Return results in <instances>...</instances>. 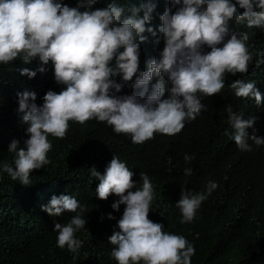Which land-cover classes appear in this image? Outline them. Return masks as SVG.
Returning a JSON list of instances; mask_svg holds the SVG:
<instances>
[{
	"label": "clouds",
	"instance_id": "clouds-1",
	"mask_svg": "<svg viewBox=\"0 0 264 264\" xmlns=\"http://www.w3.org/2000/svg\"><path fill=\"white\" fill-rule=\"evenodd\" d=\"M97 3L0 0V66L34 78L51 62L56 83L65 86L59 92L29 85L12 93L15 124L0 142L10 143L14 167L3 161L0 170L30 185L31 174H47L76 143V127L91 119L106 122L93 128L92 148L82 149L95 177L96 204L63 190L43 208L54 217L63 214L51 220L55 243L75 253L100 240L107 223L104 239L118 264H192L194 246L151 219L165 180L180 175L173 150L155 155L169 139L185 140L182 151L199 154L195 142L219 134L222 143L235 142L241 151L253 150L249 140L264 145V79L249 67L256 54L250 32L231 24L264 27V0H169L171 7L159 16L164 48L144 70L141 43L148 40L145 32L157 36L156 28L146 27L157 3L128 7L111 0L94 8ZM129 83L135 91L117 95ZM192 159L185 154L186 163ZM217 187L211 180L205 192L182 186L180 222H192Z\"/></svg>",
	"mask_w": 264,
	"mask_h": 264
},
{
	"label": "trees",
	"instance_id": "trees-1",
	"mask_svg": "<svg viewBox=\"0 0 264 264\" xmlns=\"http://www.w3.org/2000/svg\"><path fill=\"white\" fill-rule=\"evenodd\" d=\"M62 2L76 7L79 0ZM110 2L98 0L94 8H103ZM119 2L130 7L132 4L139 6L142 0ZM154 2L157 8L151 24L146 27L156 28L157 36L144 33L148 40L141 43L142 70L146 62L157 57L164 48L163 34L158 31L162 23L159 16L171 4L169 0ZM231 24L238 31L250 32L248 43L256 54L249 67L253 68L252 73L259 81L263 80L264 63L257 64V61L264 59L261 55L264 53V27L248 29L235 21ZM47 69L29 78L0 66V141L6 138L7 129L15 124L11 98L14 91L29 85H34L39 91L60 92L65 87L56 83L51 62ZM116 79L122 83L120 77ZM134 91L129 83L117 95ZM102 123L106 122L91 119L76 127V143L61 152L47 174H31L30 185L13 181L0 170V264H118V261L110 259L111 245H107L104 239L107 223L100 240L90 242L73 253L55 243L51 220L57 221L63 214L54 217L43 210L53 195L59 196L55 192L63 190L77 194L89 205L96 204L92 192L95 177L91 175V165L87 164L89 159L82 149L89 151L92 148L89 145L91 132ZM220 128H223V123ZM223 138V134H219L214 139L195 142L200 145L199 154L188 148L182 151L181 145L185 140H168L166 148L158 151L155 157L173 150L179 158L180 175L165 180L161 194L157 195L150 208V216L152 221L164 224V231L183 235L194 246L192 264H264V145L257 147L249 140L253 150L241 151L235 142L222 143ZM9 145L0 142V162L7 161L13 165L14 153L8 151ZM144 152V149L135 151L138 154ZM185 154L193 157L188 163L184 160ZM77 156L78 161H73ZM186 167L193 169L192 175L184 174ZM209 180L218 184L217 189L201 204L192 222L181 223L182 216L176 207L181 198V187L192 192H205Z\"/></svg>",
	"mask_w": 264,
	"mask_h": 264
}]
</instances>
